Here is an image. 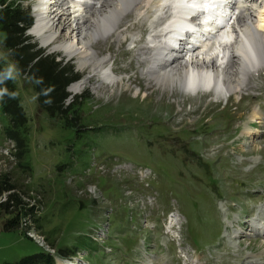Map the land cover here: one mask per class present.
I'll list each match as a JSON object with an SVG mask.
<instances>
[{
	"label": "rangeland",
	"instance_id": "rangeland-1",
	"mask_svg": "<svg viewBox=\"0 0 264 264\" xmlns=\"http://www.w3.org/2000/svg\"><path fill=\"white\" fill-rule=\"evenodd\" d=\"M15 1L24 8L40 3ZM155 8L133 11L122 29L94 45L99 56L109 53L122 83L93 76L76 95L68 85L79 97L78 128L40 108L34 82L18 70L0 30V56L30 124L29 153L20 161L0 114V176L16 183L23 210L34 208L33 217L21 216L10 230L3 225L11 215L1 212L0 264L43 250L54 264H187L184 251L191 264H264V237L244 235L247 225L241 230V219L264 217V70L227 105H216L214 93L161 88L143 73L150 63L141 53ZM256 14L264 24V11ZM27 34L80 79L89 73L76 58L52 53V45ZM98 83L96 93L91 87ZM255 110L261 126L247 138L244 128L259 120ZM169 212L181 218L178 235L165 222ZM34 231L45 249L30 237Z\"/></svg>",
	"mask_w": 264,
	"mask_h": 264
},
{
	"label": "bare ground",
	"instance_id": "bare-ground-1",
	"mask_svg": "<svg viewBox=\"0 0 264 264\" xmlns=\"http://www.w3.org/2000/svg\"><path fill=\"white\" fill-rule=\"evenodd\" d=\"M203 1L207 0H84L82 3L79 0H40L30 33L39 38L43 46L52 45L51 51H62L69 58H76L80 69L90 67L89 73L69 87L76 95L90 85L93 76L112 85L124 81L109 66V53L99 56L94 45L101 40L107 41L116 29H122L124 19L134 18L133 11L144 14L156 7L148 34L149 45L141 49L142 57L150 63L143 73L164 89L179 86L194 96L201 91L217 96H239L247 90L250 79L264 70V33L261 30L264 24L261 17L255 19L256 13L264 11V5L260 10L258 1L251 3L233 19L232 26L200 24L193 20L186 23L203 7ZM211 13L207 12L205 17ZM178 40H185L180 43L187 44L189 52L183 55L173 52V44ZM100 85L91 88L97 93ZM254 114L259 120H255V116L251 121L261 123L259 110ZM254 128L257 129L244 128L242 133L248 138L254 134ZM254 220L260 222V218ZM257 223L252 226L254 231L264 232L262 225Z\"/></svg>",
	"mask_w": 264,
	"mask_h": 264
},
{
	"label": "trees",
	"instance_id": "trees-1",
	"mask_svg": "<svg viewBox=\"0 0 264 264\" xmlns=\"http://www.w3.org/2000/svg\"><path fill=\"white\" fill-rule=\"evenodd\" d=\"M33 22L29 7L24 8L15 0H0V30L6 34L4 46L11 51L18 70L34 82L40 108L52 117H62L67 128H78L79 113L75 105L79 97H73L74 100L67 103L70 96L67 87L81 75L71 65L57 61L55 55L37 49L27 34ZM4 63L0 56V114L7 118L4 133L15 142V156L22 161L29 153V117L22 105L19 87L6 73ZM24 204V199L17 193L16 183L8 176H0V217L1 212L11 215L3 225L6 230L21 224V216H32L34 208L23 210ZM5 264H54V259L43 250Z\"/></svg>",
	"mask_w": 264,
	"mask_h": 264
}]
</instances>
